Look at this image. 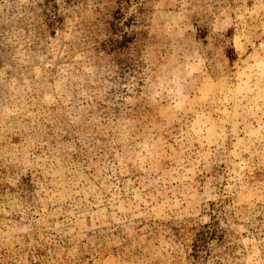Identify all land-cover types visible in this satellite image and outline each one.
Returning <instances> with one entry per match:
<instances>
[{
	"label": "rangeland",
	"instance_id": "374dc122",
	"mask_svg": "<svg viewBox=\"0 0 264 264\" xmlns=\"http://www.w3.org/2000/svg\"><path fill=\"white\" fill-rule=\"evenodd\" d=\"M125 3L121 77L0 0V264H264V22Z\"/></svg>",
	"mask_w": 264,
	"mask_h": 264
},
{
	"label": "clouds",
	"instance_id": "9594fccd",
	"mask_svg": "<svg viewBox=\"0 0 264 264\" xmlns=\"http://www.w3.org/2000/svg\"><path fill=\"white\" fill-rule=\"evenodd\" d=\"M35 5L34 19L40 37L63 34L69 40L70 47L102 68H109V72L121 77L134 72V51L127 45L121 47L113 43L111 23L117 14L137 12L135 5L129 8L125 0H35ZM209 12L212 15L211 27L228 21L236 24L239 31V25L252 21L253 14L255 19L264 22V0H252L251 7L249 0H220V6L215 11L209 9ZM183 18L181 13L174 20ZM210 35L207 30L197 29L191 33L190 39L205 42ZM249 35L255 36L254 33ZM261 35L264 36V33ZM213 39L217 45L223 44L222 39ZM131 42L136 43V38ZM103 74L107 75L108 72Z\"/></svg>",
	"mask_w": 264,
	"mask_h": 264
}]
</instances>
